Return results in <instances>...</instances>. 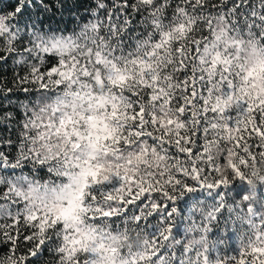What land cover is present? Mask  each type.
Masks as SVG:
<instances>
[{
  "label": "snow or ice",
  "instance_id": "snow-or-ice-1",
  "mask_svg": "<svg viewBox=\"0 0 264 264\" xmlns=\"http://www.w3.org/2000/svg\"><path fill=\"white\" fill-rule=\"evenodd\" d=\"M50 2L10 0L7 11L0 8V41L10 46L8 51L21 57L18 63L38 62L29 65L24 81L45 90L42 96H55L53 103L36 111L25 107L24 131L15 157L0 151V172L23 170L25 164H31L53 177L51 182H41L23 176L20 186L0 180V233L15 246L21 226L26 225L34 231L24 239L38 241L30 250L33 258H38L40 247L45 246L54 247L57 256L69 264H94L92 254L103 255L111 235L97 228V224L108 221L118 231L116 222L127 224L124 217L131 215L138 225L144 223L147 228L150 218L156 215L158 223L167 222L164 218L170 219L174 209L168 211L167 205L162 207L151 195L162 193L166 200L173 201L171 188L161 187L159 178L145 181L125 175L118 179L119 186L101 182L102 165L97 153L83 150L89 144L102 139L106 147L109 142L117 146L115 151L147 140L153 150L163 146L173 155L183 154L188 167L167 176L166 184L188 192L193 187L186 178L205 186L206 177L219 171L207 157L202 137L211 139L215 135L219 140L227 133L235 150L229 157L235 154L239 167L231 158H222V163L237 176L242 175L243 167L256 161L252 148L264 149V143H251L257 138L264 140V59L250 66L244 55L245 44L250 41L242 37L246 33L264 43V11L252 10L241 23L239 5L235 4L227 12L212 14L207 10L208 0H135L131 5L128 0H114V8L107 12L106 19H101L98 12L107 9V5L97 0L95 19L78 34L64 35L50 25L44 31V25L39 23L42 14L45 18L55 14ZM227 3L228 0H220V6ZM129 7L143 16L139 22L142 31H133L134 22L127 15L123 20L114 16L117 10ZM221 15L231 29L218 33L212 21ZM24 40L27 46L18 52V42ZM260 51L264 52V48ZM46 59H55L56 63L42 71ZM252 89L257 91L252 93ZM229 92L239 93L236 98L243 103H237L235 109L243 108L247 115L242 121L235 116L220 128L218 106L211 101L216 96L227 97ZM165 107L176 119H162ZM94 112L97 116L104 112L122 131L115 135V130L107 131V120L91 123ZM89 125L95 129V137L85 131ZM167 128L176 129L175 139ZM62 141H67L64 150L57 151ZM41 145L49 155L36 150ZM259 156L264 159V151ZM206 168L211 172H206ZM121 179L127 187L120 183ZM222 184H227V178L206 186L211 189ZM41 191L43 196L33 195ZM142 197L149 202L139 208L138 214H129L126 206ZM85 241L92 244L91 252ZM81 251L85 253L83 257ZM7 260L9 264H23L27 257L12 255ZM234 264L248 261L240 258Z\"/></svg>",
  "mask_w": 264,
  "mask_h": 264
},
{
  "label": "clouds",
  "instance_id": "clouds-1",
  "mask_svg": "<svg viewBox=\"0 0 264 264\" xmlns=\"http://www.w3.org/2000/svg\"><path fill=\"white\" fill-rule=\"evenodd\" d=\"M212 24L218 33L231 29V24L222 15L212 21ZM84 25L76 32L77 34ZM204 30L207 28L205 27ZM64 35H72V33ZM242 39L250 41L245 44L244 48V55L250 66L256 65L264 59V52L260 51L261 48H264V43H261L259 37L250 38L245 33ZM8 47L10 46L2 44L0 51L12 54L7 50ZM20 60L21 57L16 62L18 63ZM251 91L255 93L257 89ZM58 94L62 95V92L58 90ZM238 95V92L235 94L229 92L227 97L212 98L211 102L218 106L217 119L220 122L218 127L223 128L229 120L235 119L228 113L236 108L237 103H243V101L237 100ZM261 95L264 97V92ZM54 100L55 96L41 95L34 105L25 104V107L28 111H36L53 103ZM162 111L165 112L162 119H176L174 113L166 107ZM93 115L95 119L91 123L102 124L107 120L109 126L107 131L115 130L113 135L122 131V127L117 129L116 124L104 112H100L98 116L94 112ZM246 115V111H238L236 117L242 121ZM166 130L173 134L172 139H175L176 129L167 128ZM85 131H91L93 137L96 135L95 129H92L90 125L86 127ZM103 134L105 133H101V135ZM202 140L206 145L207 157L219 169L215 175L210 173L206 177L205 186H202L208 195L202 198H190L187 201L188 210L184 213L173 207L174 211L170 219L165 217L164 220L167 222L162 220L160 223H156L154 231L149 227L146 228L144 223L138 225L131 215L124 217L128 221L127 224H124L122 220L116 222L118 231L114 230L108 221L97 224V228H102L105 233H111V235L107 241V250L103 255L92 254L94 264H234L240 258L247 260L248 264H254V262L255 264H264V254H262L264 253V159L258 155L256 161L243 167L242 175L237 176L226 163H222V158L225 160L231 158L239 167L236 155L229 157V153H234L235 150L227 133L219 140L215 139V135L211 139L202 137ZM65 143L67 141H62L57 151H63ZM256 143H264V140L257 138ZM114 148L117 146L111 142L106 147L101 139L98 143L89 144L88 148L83 149L97 153L98 162L102 165V170L99 173L101 182L111 184L114 179H120L125 175H135L137 179L145 181L159 178L161 187L171 188L173 201L181 195L194 194V188L193 191L188 192L181 191L174 184H166L167 176H174L180 168L188 167L184 157L178 153L173 155L163 146L153 150L154 146L147 140L131 148L122 147L115 151ZM36 150L49 155L42 145ZM206 163L207 160L201 166L203 167ZM17 170L19 171L13 172L11 175L0 174V180H10L20 186L24 183L21 179L23 176H28L29 181L51 182L53 179L48 175L47 178H39V171L33 167L30 176L21 169ZM225 178H227V184H222L223 186L232 185L236 181L240 182V186L244 189L240 196H236L235 190H233L227 196L215 197L213 193L219 187L214 186L209 189L206 186L209 183L215 184L217 179ZM79 181L80 178H77V183ZM56 183L59 184L60 181L57 180ZM120 183L124 187L128 186L122 179ZM33 195L39 197L44 193L41 191ZM70 195H74V193H70ZM48 197L51 198V193L48 194ZM169 224L171 231H168ZM163 236H167V239H162ZM85 244L91 252L92 244L88 241H85ZM257 249L260 251H255ZM52 251L57 257L55 264H60L61 260H64L65 264H69L64 257L57 256L54 247ZM226 252L227 254H225ZM80 255L83 257L85 253L81 251ZM0 264H9V262L3 260L0 261Z\"/></svg>",
  "mask_w": 264,
  "mask_h": 264
},
{
  "label": "trees",
  "instance_id": "trees-1",
  "mask_svg": "<svg viewBox=\"0 0 264 264\" xmlns=\"http://www.w3.org/2000/svg\"><path fill=\"white\" fill-rule=\"evenodd\" d=\"M9 2L10 0H0V8L7 11ZM102 2L107 5V9L99 10L98 15L101 19H106L107 12L114 8V0H102ZM133 3H135V0H128L129 5ZM234 4L239 5L238 19L241 23L245 17H250L252 10L264 11V9H261L264 0H247L246 3H241V0H228V3L223 6H220V0H208L207 10L212 14H216L220 11L227 12ZM49 6L54 9L55 14H50L48 18H45L43 14L41 15L39 23L44 25L43 30L48 31L50 25L53 29L59 28L63 34H70L78 32L82 25L95 19L93 12L97 10V0H51ZM116 15H119L121 20H123L124 15L132 19L134 22L133 31L139 32L143 30L139 23L140 20L143 19V16L139 13H133L131 7L127 10H117L114 12V16ZM20 27L23 29L22 24ZM206 31L207 30H205V32ZM2 44V41H0V45ZM25 46H27L26 40L18 42V52H23ZM0 56L3 57V59H0V151H4L10 158H14L21 139L20 134L24 131L25 104L28 106L34 105L37 98L41 96L42 92L45 90H40L37 84L24 81L23 79L25 76L29 75V65L38 63L37 61L29 60L27 63H17L16 61L20 57L17 53L8 54L3 51H0ZM55 63V59H46L45 66L41 70L44 71L49 69L55 66ZM238 111L242 112L243 108L233 109L228 115L235 117ZM7 141H11L12 144L9 145ZM251 143L257 144L256 141H252ZM198 144H202V141H198ZM193 151L195 152L196 149H193ZM260 151H264V149L259 147L252 148V152L257 156ZM180 155L183 157V154ZM31 170L32 165L25 164L23 171L29 174ZM17 171L19 170H15V172ZM38 171L40 174L39 178H47L46 171ZM205 171L210 173L211 169L206 168ZM12 173V170L0 172V174L7 175H11ZM186 179L189 186L194 188V194L187 193L186 195H181L175 201L166 200L162 193H153L151 195L162 207L167 205L168 211L171 210V207H176L179 212L184 213L188 210L187 201L190 198H202L208 195L202 186L195 181H191L190 178ZM118 184V179H114L111 186H118ZM233 190H235L236 196H240L244 191L243 187L240 186V182L236 181L229 186H219L213 195L215 197L221 195L227 196L229 193L233 192ZM209 192H211V190H209ZM145 195L147 196L148 194ZM148 202V200L142 197L141 201H137L135 204L126 207L129 209V214L133 212L138 214L139 208L143 207V205ZM150 219L151 224L148 227L154 231L159 216L156 215L155 218ZM33 231L32 228L22 225L15 246L3 236V233H0V261L7 260L12 255H15L16 257H27V260L24 261L23 264H31V262H34V264H55L57 257L52 251V248L41 246L38 258H33L30 255V250L38 241H28L24 239V237L31 235ZM13 247H15V252H13ZM225 254H227V252Z\"/></svg>",
  "mask_w": 264,
  "mask_h": 264
}]
</instances>
